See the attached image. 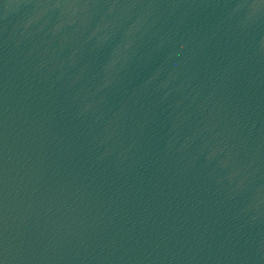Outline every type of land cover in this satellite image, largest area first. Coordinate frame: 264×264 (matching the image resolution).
<instances>
[{"label":"water","instance_id":"95a60500","mask_svg":"<svg viewBox=\"0 0 264 264\" xmlns=\"http://www.w3.org/2000/svg\"><path fill=\"white\" fill-rule=\"evenodd\" d=\"M0 264H264V0H0Z\"/></svg>","mask_w":264,"mask_h":264}]
</instances>
